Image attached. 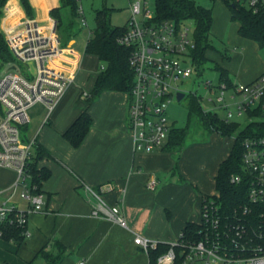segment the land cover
<instances>
[{"label": "built area", "instance_id": "1", "mask_svg": "<svg viewBox=\"0 0 264 264\" xmlns=\"http://www.w3.org/2000/svg\"><path fill=\"white\" fill-rule=\"evenodd\" d=\"M243 2L254 12L264 10V0ZM79 12L83 14L81 9ZM130 12L126 29L118 38L120 45L130 49L129 65L134 73L129 92L128 131L137 152L151 153L163 149L169 139L172 125L167 109L177 94L184 92L179 90L178 82L191 78L195 72L196 42L194 31L191 33L185 23L157 22L155 9H151L147 0L131 1ZM4 13L6 17L1 19L0 28L12 58L3 61L6 69L0 75V167L13 170L16 180L0 192L11 194L0 202V225L16 226L26 238L31 235L29 214L43 213L45 199L33 183L30 168L36 140L24 137L22 130L29 125V111L35 105L40 103L49 112L54 110L74 84L78 66L65 72L55 65L68 52L62 46L55 18L38 20L24 15L12 20L15 11L9 5ZM204 87L214 107H202L204 111L219 116L217 110L222 109L226 114L222 119L226 122L238 123L237 117L243 116L248 117L249 123L264 120V72L247 84L228 85L221 81L215 87L206 81ZM252 112L258 115H251ZM242 145V173L230 177L232 184H246L241 202L228 209L219 192L203 196L200 220L194 223L195 235L181 232L157 264H168L169 258L171 264H264V137L248 135ZM157 185L153 178L148 189L155 190ZM87 191L95 200L93 217L127 227L119 204H110L101 190L94 187L87 186ZM17 193L29 203V209L11 202ZM134 242L146 252L158 245L141 236Z\"/></svg>", "mask_w": 264, "mask_h": 264}, {"label": "crops", "instance_id": "2", "mask_svg": "<svg viewBox=\"0 0 264 264\" xmlns=\"http://www.w3.org/2000/svg\"><path fill=\"white\" fill-rule=\"evenodd\" d=\"M30 1L38 20H46L50 11L59 5V0ZM12 2L11 6L18 11L14 19H18L23 13L22 7L18 0ZM76 45L74 38L69 40L62 62H55L65 72L78 66L74 84L53 111L49 112L44 106L49 119L36 134L26 137L36 140L50 154L38 163L39 169L50 172L41 188L45 211L29 214V237L20 241L0 237V264H47L42 250L54 255L63 253L61 264L81 261L85 264H149L148 252L135 244V238L141 236L152 242L171 244L179 239L188 223H197L201 198L216 192L218 168L233 145L232 140L222 155L227 147L226 137L218 133L210 135L213 141L210 139L204 147L213 142L221 145L218 165L213 169L211 166L199 177L194 174L191 184H180L179 181L187 179L190 173L188 150L137 152L128 133L129 93L105 91L89 105L84 94L89 95L93 90L99 71L93 73L89 69L86 77H79L85 57ZM86 55L100 61L95 55ZM85 111L92 116V127L81 146L74 148L63 134ZM176 153L181 154L176 158ZM153 178L158 185L150 190L148 183ZM210 178H215V192L211 194L205 190ZM15 180L13 170L0 167V192ZM87 186L101 190L110 204L120 205L127 227L92 216L95 200ZM10 196V193H0V202ZM11 202L21 209H29V203L20 193L12 196Z\"/></svg>", "mask_w": 264, "mask_h": 264}, {"label": "trees", "instance_id": "3", "mask_svg": "<svg viewBox=\"0 0 264 264\" xmlns=\"http://www.w3.org/2000/svg\"><path fill=\"white\" fill-rule=\"evenodd\" d=\"M9 0H0V24L4 14V8ZM73 13L80 15L78 1L64 0ZM214 1V0H212ZM230 10V17L233 22L238 24V33L244 39L255 42L261 49H264V10L254 12L248 8L243 0H223ZM27 16L35 17V11L29 0H20ZM155 9V20L157 22L173 21L181 25L187 21L194 22V38L196 48L193 51V57L197 65L207 61V51L211 50L209 41L214 19L213 10L197 3L196 0H153ZM113 9L104 7L96 13V29L94 35L86 44L85 53L95 55L104 66L100 69L93 90L87 95L89 105L93 104L105 91L130 92L133 87L134 73L129 65L130 49L118 43V38L123 34L125 27H113L111 25V12ZM50 15L60 23L58 11L53 10ZM72 24V23H70ZM0 58L2 61L11 59L0 28ZM221 81L228 85L232 84L229 73L226 69L220 68ZM251 115H258V112H252ZM190 118L197 116L203 123L207 132L211 135L218 133L223 137H234L233 145L228 157L220 164L216 176V191L221 194L225 208H232L241 202L240 197L245 195L246 184H232L230 177L233 174L242 173V142L248 135H257L264 137V120H256L245 127H241L236 122H226L220 116L214 113L206 112L202 108L198 99L193 100V106L190 111ZM93 119L89 112H83L74 123L64 132L63 138L68 141L72 147L78 148L83 143L86 135L92 127ZM188 132L184 128L172 127L169 139L163 150L181 151L187 140ZM50 154L36 142L33 156L30 162V168L33 177V183L37 190L41 191L43 182L46 181L50 172L45 169H39L38 163ZM207 196V195H204ZM2 238L12 241H20L25 237L22 230L10 224H1ZM182 232L188 235H195L196 226L194 223H188ZM170 244L158 243L155 249H149V264H157L158 258L166 253ZM47 260V264H61L64 254L54 255L42 252Z\"/></svg>", "mask_w": 264, "mask_h": 264}, {"label": "rangeland", "instance_id": "4", "mask_svg": "<svg viewBox=\"0 0 264 264\" xmlns=\"http://www.w3.org/2000/svg\"><path fill=\"white\" fill-rule=\"evenodd\" d=\"M12 1L16 0H9L7 5H14ZM18 1L22 7L20 0ZM131 1L133 0H79L78 6L83 14L77 17L64 0H59V5L50 11V13L53 10L58 11V19L60 20V23H58V35L61 38L62 46H65L69 40L74 38L77 41L76 47L84 54L85 61L80 65L79 77H86L89 69H92L93 73L95 70L100 71L101 69L100 61L84 53V47L87 41L93 37L96 29L95 18L97 11L104 7L113 9L110 17L111 25L113 27H125L131 18ZM147 1L150 2V7L154 10L153 0ZM196 1L198 4L213 10L214 25L209 38L211 50L207 51L208 60L202 64L195 65V72L191 78L178 82L179 90L187 92V94H185V97L181 101L175 98L167 109L170 125L175 128H184L188 132L187 140L181 151L186 148L189 152L186 155L188 156L189 154L190 173L188 172L187 179L179 181L180 184H191V177L194 174L199 177L211 166L213 169L214 165H218L221 159L217 156L221 155L218 154L222 149L220 148L221 145L213 142V144L210 143L204 147V144L211 139L210 134L197 116H193L192 118L189 116L194 99H198L204 109H214L213 104L208 100V93L204 87V83L211 81L215 87L219 86L221 83L220 68L226 69L230 77L238 84L250 83L264 71V49H261L255 42L244 39L239 35L238 24L231 20L227 4L223 0ZM29 3L31 4L30 0ZM22 10L21 17H24L27 14L23 7ZM14 11L18 13L16 9ZM3 17H6L5 13ZM83 20L86 21L85 25H83ZM185 24L190 28L192 33L194 31V22L187 21ZM5 69L6 67L0 58V75ZM217 113L221 118H224L226 115L222 109H218ZM29 116L31 123L22 130L24 137L36 134L41 129L43 122L45 123L49 119L50 115L44 105L39 103L30 109ZM237 122L241 127H245L249 123V119L247 116L237 117ZM232 140H234V137L224 138L227 147L224 148L222 155L226 153V149H229ZM166 141L168 142V138ZM179 154L181 153H176V158ZM214 180L215 178L208 180V185L205 188L206 193L211 194L215 192ZM193 190L196 194L199 193L194 187ZM182 197L184 200V196Z\"/></svg>", "mask_w": 264, "mask_h": 264}, {"label": "water", "instance_id": "5", "mask_svg": "<svg viewBox=\"0 0 264 264\" xmlns=\"http://www.w3.org/2000/svg\"><path fill=\"white\" fill-rule=\"evenodd\" d=\"M184 97H185L184 92H179V93L177 94V100H178V101H181Z\"/></svg>", "mask_w": 264, "mask_h": 264}, {"label": "clouds", "instance_id": "6", "mask_svg": "<svg viewBox=\"0 0 264 264\" xmlns=\"http://www.w3.org/2000/svg\"><path fill=\"white\" fill-rule=\"evenodd\" d=\"M168 264H171V258H169V260H168Z\"/></svg>", "mask_w": 264, "mask_h": 264}]
</instances>
